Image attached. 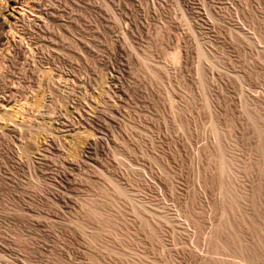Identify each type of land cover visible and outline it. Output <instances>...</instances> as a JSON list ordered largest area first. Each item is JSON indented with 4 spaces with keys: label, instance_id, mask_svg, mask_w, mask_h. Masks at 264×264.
Instances as JSON below:
<instances>
[{
    "label": "rangeland",
    "instance_id": "obj_1",
    "mask_svg": "<svg viewBox=\"0 0 264 264\" xmlns=\"http://www.w3.org/2000/svg\"><path fill=\"white\" fill-rule=\"evenodd\" d=\"M237 32L264 42V0H0V264H255L206 158L264 142L243 110L264 118V43Z\"/></svg>",
    "mask_w": 264,
    "mask_h": 264
},
{
    "label": "bare ground",
    "instance_id": "obj_2",
    "mask_svg": "<svg viewBox=\"0 0 264 264\" xmlns=\"http://www.w3.org/2000/svg\"><path fill=\"white\" fill-rule=\"evenodd\" d=\"M24 3V2H23ZM26 4V3H25ZM27 5V4H26ZM23 14V13H22ZM17 20H18V18H17ZM13 24H16V23H13ZM15 26V25H14ZM13 27V26H12ZM11 27V28H12ZM15 30V28L13 27L12 29H10L11 31L12 30ZM13 30V31H14ZM27 30V29H26ZM13 31H12V33H13ZM27 33V32H26ZM13 35H14V33H13ZM17 36V35H16ZM236 36V39H237V41L239 42V43H242V44H250V46L251 45H254V43L255 42H259V41H261V43H264L263 42V39H256V38H254V39H252L253 37H248V36H246V34H243V33H241V32H237V34L235 35ZM12 39H14L13 37H12ZM23 39H25V38H23ZM10 41V40H9ZM8 42V41H7ZM6 42V43H7ZM245 42H247V43H245ZM31 49V48H30ZM30 51H32V50H30ZM150 56V55H149ZM148 55H146V53H145V55H143L142 57H141V60H142V68H143V70H144V73H146V74H149V75H151L152 77H155V78H158V76H162L163 74L167 77L168 76V69H167V64H168V57L166 58V59H164V63H163V65L162 66H156L155 68H150L147 64L149 63V58L151 57H149ZM199 57H200V59H207V60H209V58L210 57H208L207 56V54H205V52L200 48L199 49ZM151 59V58H150ZM212 62H213V60H211ZM218 61H219V59H218ZM217 61V63H219ZM215 63V62H214ZM221 63V62H220ZM49 67V66H48ZM47 68V67H46ZM48 69V68H47ZM264 69V68H263ZM44 70V69H43ZM49 70H51L50 68H49ZM45 71H48V70H44V74L46 73ZM52 73V71H48L47 73H48V75H49V73ZM47 73H46V75H47ZM52 75L54 76V74L52 73ZM52 75H50V76H52ZM2 77V76H1ZM48 77V76H47ZM49 78V77H48ZM55 78V77H54ZM52 80V79H51ZM40 87H41V85H39ZM39 87V88H40ZM38 91H39V89H38ZM34 92H36V91H34ZM42 93V92H41ZM40 95V94H39ZM35 96V95H34ZM36 98L38 97V96H35ZM36 98H35V100H36ZM1 100V99H0ZM41 100V99H40ZM39 100V101H40ZM2 101V100H1ZM25 101V100H24ZM206 101H207V99H206ZM10 102V101H9ZM35 102H37V101H35ZM2 103V102H1ZM0 103V112L3 110V112H2V115L1 116H3V117H5V114H6V116L8 115V113H5L6 112V110L8 109V111H11V108H13L12 107V105L11 106H9L8 108H7V106L6 105H4V104H1ZM24 103V102H23ZM23 103H22V105H23ZM28 103V102H27ZM8 104V103H7ZM24 104H26V103H24ZM41 104V103H40ZM35 105V104H34ZM208 105V104H207ZM36 106V105H35ZM243 110L245 111V113H246V115H247V117H248V119L255 125V127H257L258 128V130H259V132H260V134L261 135H264V131L262 130V127H261V124L263 123V121H264V118L262 117V115L259 113V111H258V109H254V110H252V109H250V106H249V104L246 102V103H244L243 104ZM23 107V106H22ZM16 108V107H15ZM15 108H13L14 110H15ZM39 108V107H38ZM209 108V107H208ZM12 109V110H13ZM16 109H18V108H16ZM22 110V108H21V106L19 107V110ZM19 110H18V112H19ZM210 110V109H209ZM5 111V112H4ZM11 112H13V111H11ZM18 112L16 113V114H18ZM21 112V111H20ZM5 113V114H4ZM23 113V112H22ZM4 114V115H3ZM12 113H10V116H13V115H11ZM21 115V114H20ZM18 116H19V114H18ZM7 118V117H6ZM18 118V117H17ZM4 119V118H3ZM3 119H0V120H3ZM11 119H12V117H11ZM15 119V118H14ZM21 119V118H20ZM213 120H212V124H211V129H212V131L216 134V137L218 138V137H220V133L222 134V132H221V130L224 132L225 130L224 129H222V127H220L221 125H218L219 123H217V121H216V119H215V117H213L212 118ZM19 120V119H18ZM23 120V119H22ZM14 120L12 119V122H13ZM17 121V120H16ZM15 121V122H16ZM25 122V121H24ZM24 122L22 121V123H20V124H24ZM26 122H28V121H26ZM30 122V121H29ZM0 123L2 124L1 125V127L3 126V123L0 121ZM4 125H6V124H4ZM12 125H14V124H12ZM27 125V124H26ZM14 126H17V124L15 123V125ZM23 126V125H22ZM29 126V125H28ZM6 126H4V128H5ZM14 128V127H13ZM29 128H30V126H29ZM17 129V128H16ZM20 129V128H19ZM18 129V130H19ZM31 129V128H30ZM33 130V129H32ZM37 130L38 129H36V132H37ZM40 130V129H39ZM33 132V131H32ZM36 133L34 132V135H35ZM39 134V133H38ZM224 134H225V132H224ZM37 136V135H36ZM82 136V135H81ZM84 136V135H83ZM34 138V136L32 137V139ZM75 138V137H74ZM77 139V138H76ZM81 139V138H80ZM36 140V141H35ZM87 140V139H86ZM89 140H90V138H89ZM33 141V142H32ZM81 141V140H80ZM92 141V140H91ZM35 142H37V139H33V140H31V144L32 143H35ZM76 142V141H75ZM264 143V142H263ZM263 143H261L260 144V146L259 145H257L256 146V148H255V153H253V155L255 156H252V154H251V157H245L244 159H239L238 157H234V156H230V154L228 155L227 153H226V151L223 149V147H221L222 146V143L220 144V141L219 142H217V145L214 147V145H213V147L211 148H209L208 147V151H207V154H206V158H207V160L209 161V162H211L212 164H214L215 166H216V168H217V170H218V177H217V179L215 180V183H216V187H217V190L222 194V196H223V202L221 203V204H212V206L214 207V210H218V211H220L221 212V215H222V217L224 218V219H229L228 217L229 216H231V214L233 215V214H240V216H239V223H238V228H240V229H242V230H238V231H234L233 232V228H231L230 227V229H227V230H232V232H228L229 234H228V238L225 236V234H224V236H225V238H226V240H228V244H230V245H232L233 244V248L235 249L234 250V252L237 254L238 252H240V253H243L244 254V252L245 251H247L248 253H250L251 254V258L250 257H248V255H247V253H245L246 255H247V257L248 258H250L252 261H253V263H254V261H256L255 262V264L257 263V260H259V261H261L262 260V255H264V207H262V203H259L260 202V197L259 196H262V195H264V192H262V189L264 190V144ZM38 144V143H37ZM32 145H36V144H32ZM77 145V144H76ZM25 148H22V150L26 153L27 152V148H26V146H24ZM76 147V146H75ZM73 152V151H72ZM71 153V152H70ZM76 154V153H75ZM241 160V161H240ZM253 171L255 172V171H257V173L258 172H260L261 174H263V175H261V177H259V178H257L256 180H254L253 179V181L251 180V183L248 185L247 183V185H248V187L247 188H244L243 186H242V188L243 189H240V190H238L237 191V187L238 186H236V184L237 183H235V174L232 176V173L234 172V173H236L237 175H238V178H248L249 179V176H250V174L251 173H253ZM254 174V173H253ZM236 175V176H237ZM255 177V176H254ZM253 177V178H254ZM238 178H237V180H238ZM250 178H251V176H250ZM245 179V181H247ZM252 179V178H251ZM240 180V179H239ZM238 180V181H239ZM250 180V179H249ZM241 181V180H240ZM243 181V180H242ZM245 181L243 182V183H245ZM250 182V181H249ZM113 185L115 186V188L117 189V190H119L123 195H130L131 196V191L128 189V190H126V189H123L118 183H116V182H113ZM238 185H240L239 183H238ZM242 185V184H241ZM240 187V186H239ZM237 188V189H236ZM241 188V187H240ZM259 189V190H258ZM261 190V191H260ZM258 191H260V192H262L261 194L258 192ZM130 196H127V197H130ZM257 197V198H256ZM263 197V196H262ZM259 198V200H256V199H258ZM242 201H243V203H244V201H245V203L244 204H246L247 203V207H248V209H247V211L246 212H244V211H241L242 209L240 208L241 206V204H240V202L242 203ZM257 201H258V203H257ZM259 204H261V206L259 205ZM240 206V207H239ZM245 207V206H244ZM262 207V208H261ZM240 208V209H239ZM238 210H239V212H238ZM242 212V214H241V212ZM152 212V211H151ZM202 212H200V210L198 211V213H197V216H199V218H203V216H202ZM196 215V214H195ZM196 217V216H195ZM245 217H248L247 219L245 218ZM198 218V219H199ZM244 218H245V220H244ZM192 219V218H191ZM251 220V224L250 225H248L245 221L246 220H248V221H250ZM195 220V219H194ZM199 220H197V222H198ZM247 221V222H248ZM189 222H190V220H189ZM192 222V221H191ZM190 222V223H191ZM195 221H193V225H195V223H194ZM200 222V221H199ZM192 224V223H191ZM199 224V223H198ZM198 224H196L197 226H198ZM201 224V223H200ZM248 226H247V225ZM149 225V224H148ZM222 226H224V225H222ZM149 227H152V226H149ZM193 227V226H192ZM199 228V227H198ZM224 228H227V227H221V229H220V231L222 230V229H224ZM237 228V229H238ZM194 229V228H193ZM153 231L155 230L154 228L152 229ZM197 230V229H196ZM156 231V230H155ZM223 231V230H222ZM240 231H245V233L247 234V233H249V236L251 235V237H253L254 239V242H251V243H248L249 241H250V239H252V238H250L249 237V241H247V245L244 243V241H245V237L240 233ZM223 232H225V229H224V231ZM156 233V232H155ZM154 233V234H155ZM197 233V232H196ZM221 233V232H220ZM158 235H159V233H157ZM201 235V234H200ZM199 234L198 235H196L192 240H194V243H195V246L196 247H200L201 245H202V243L205 241V240H208L207 238H203L204 236H200ZM226 235H227V233H226ZM242 235V236H241ZM245 235V234H244ZM248 235V234H247ZM247 235H245V236H247ZM199 236V237H198ZM243 237V238H242ZM252 241V240H251ZM209 242V244H211L212 245V247L214 248V251H217V250H219V249H223L224 251H226L225 249L227 248V246H229L230 247V245H227L226 246V242L224 243V242H221L222 244L224 243V245L222 246L221 244H220V246L219 245H217L216 244V242H215V240H212V242H210V241H208ZM246 242V241H245ZM205 243H207V241L205 242ZM204 243V244H205ZM246 245H244V244ZM243 244V245H242ZM195 247V248H196ZM232 247V246H231ZM227 249H229V248H227ZM243 250H245L244 252H243ZM231 251H233V249L231 250ZM242 254V255H243ZM260 256V257H259ZM262 257V258H261ZM246 258V257H245ZM261 259V260H260ZM249 260V259H248ZM258 261V262H259Z\"/></svg>",
    "mask_w": 264,
    "mask_h": 264
}]
</instances>
